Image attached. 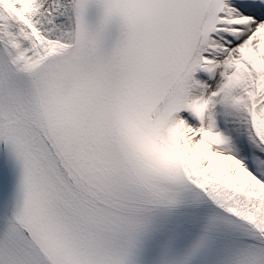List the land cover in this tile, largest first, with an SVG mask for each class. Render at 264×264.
Segmentation results:
<instances>
[{"label":"snow or ice","instance_id":"1","mask_svg":"<svg viewBox=\"0 0 264 264\" xmlns=\"http://www.w3.org/2000/svg\"><path fill=\"white\" fill-rule=\"evenodd\" d=\"M0 264H264V0H0Z\"/></svg>","mask_w":264,"mask_h":264}]
</instances>
